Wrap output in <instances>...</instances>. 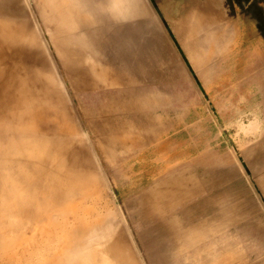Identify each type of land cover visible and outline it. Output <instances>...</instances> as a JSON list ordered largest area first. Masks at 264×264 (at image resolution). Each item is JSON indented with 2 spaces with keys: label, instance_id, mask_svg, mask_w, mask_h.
I'll use <instances>...</instances> for the list:
<instances>
[{
  "label": "bare ground",
  "instance_id": "6f19581e",
  "mask_svg": "<svg viewBox=\"0 0 264 264\" xmlns=\"http://www.w3.org/2000/svg\"><path fill=\"white\" fill-rule=\"evenodd\" d=\"M138 1L0 0V264H144L140 245L145 247L144 254L151 263L157 264L162 253H169L164 246L162 249L160 241L176 233L180 225L175 219L179 213L175 205L179 195L186 191L179 188L182 182L174 180L166 186L154 183L141 193L133 190L131 202L143 215L139 220L151 213L163 216L146 227L142 222L138 226L139 240H134L119 206H115L114 190L106 182L88 146L87 135L94 134L109 159L113 147L126 144L122 137L128 129L132 140L141 138L147 145L136 151L138 160L155 159L153 164L127 165V174L136 169L141 176L148 177L169 168L159 160L191 152L193 200L191 220L186 221V227L198 235L205 233L207 251L214 258L210 264L217 261L255 264L249 260V254L239 252L242 241L239 228L245 217L252 234L264 241V130L257 133L261 139L253 144L256 154L252 160L253 172L247 173L255 202L248 196V201L242 203L240 191L238 197L241 198L229 202L226 198L231 192L225 193V198L218 179L224 176L228 181H239L244 173L238 164L228 156L203 150L208 144L206 139L191 144L188 141V149H176L171 132L178 123L169 116L173 108H162L155 95L134 84L131 73L122 78L117 68L97 66L94 60H88L89 53L80 41L88 47L94 44L95 37L88 30L93 25L94 28L99 26L107 33L109 42L118 43L122 39L115 37L113 19H118V13L124 16L130 9L140 14L143 7ZM189 2L191 14L193 2ZM145 3L149 8L147 1ZM200 5L204 13L209 14L197 18V23L221 24L209 10L211 2L205 0ZM29 9L35 14L34 18L28 17ZM39 18L45 24L50 46L55 47L60 73L51 50L47 47L45 51L35 26L40 23ZM221 25L219 36L211 33L210 39L227 40L228 25ZM79 27L84 28L80 29L84 34L78 35ZM247 39L257 45L249 50L251 52L241 49L239 44L231 49L232 54L241 52L234 69L237 78L249 70L258 69V72L243 78L244 81L239 79L235 93L240 94L247 86H256L264 116V53L260 47L264 43V26L255 25ZM252 59L258 62L251 63L250 67ZM98 86H118L119 94L109 95L99 109L94 106L87 110L79 102L77 107L83 109V115L73 104L70 91ZM234 99L231 97L228 101ZM117 107L129 114L124 128L116 125ZM136 124L140 131L133 130ZM201 169L207 174L205 188H201L198 176ZM172 184L177 187L170 188ZM201 189L204 194L198 197ZM232 228H236V232ZM216 247L220 256L213 254ZM8 255L12 261H6Z\"/></svg>",
  "mask_w": 264,
  "mask_h": 264
},
{
  "label": "rangeland",
  "instance_id": "374dc122",
  "mask_svg": "<svg viewBox=\"0 0 264 264\" xmlns=\"http://www.w3.org/2000/svg\"><path fill=\"white\" fill-rule=\"evenodd\" d=\"M145 1H147L149 8L145 7ZM145 1H138L143 7L140 14L137 15L130 9L124 16L118 13V19H113L115 37L120 36L122 39L118 43L109 42L105 30L99 26L94 28L93 25L88 31L90 35L93 34L92 36L95 37L94 44L88 47L80 40L89 53V58L86 57L88 60H94L97 66L107 67L111 65L117 68L122 78L131 73L134 76V84L144 87L152 96L155 95L161 102L162 108H173L169 116L178 123L176 129L172 131V134L177 138L190 140L191 143L197 142L198 139H206L208 144L202 148L203 150H213V152L221 156H228L231 161L236 162L242 169H240L241 173H244H242L241 179L237 182L228 181L221 175L222 177L218 179V182L222 183L219 189L225 198L229 197L226 198L229 202H234L241 197L243 198L240 199L242 203L245 200L248 201L249 197H253L248 180V174L253 172L252 160L256 155L253 144L261 139L257 135L264 130V120H262L264 116L260 103L261 96L256 86H247L240 94L235 93L236 88H234L239 79L244 81L243 78L251 73H257L258 69L249 70L243 77L237 78L234 63L240 57L241 52L232 54L230 51L239 44L241 49L251 52L249 50L257 45L255 41L252 42L247 39V35L252 32L255 25L264 26V0H238V3L234 0H208L212 4L209 10L214 17H217L224 26L227 27L228 25L229 36L224 41L208 37L211 33H217L219 36L223 25H219V23L218 25H208L196 21L197 18L209 14L204 13L205 9L200 5L205 0ZM188 1H190L189 3L193 2L191 14H189L191 11L187 5ZM114 3L117 5L116 2ZM196 11L197 13H195ZM29 12L28 17L32 18L33 16L34 18L35 14L32 10L29 9ZM36 15L41 17L38 13ZM39 24V26L36 24L35 26H37L40 37L45 44L44 49L46 51L48 47L51 50L53 62L58 73H60V63L55 55V47L50 46L43 21L40 20ZM80 29L84 28H77L78 35L84 34V30ZM226 41L227 43H225ZM260 45L264 53V43ZM75 49L76 47L73 48V50ZM249 62L251 67L258 60L252 59ZM62 72L65 73L63 69ZM226 79L228 81L225 84ZM118 88V86L109 88L98 86L92 89L84 87L81 91L71 90L70 98L76 107L79 102H82L87 110H90V107L94 108V106L99 109L108 101L109 95H116ZM231 97L235 99L229 102L228 99ZM78 109L84 115L83 109ZM256 121L260 122L257 123ZM87 137H89L90 152L97 160L101 172L105 174L106 182L110 183L109 186L114 190L112 198L114 199L115 196L117 205L113 204L119 206L126 220L125 225L130 229L133 239L139 240L138 226L143 222L146 227L155 220L163 218V216L160 213H151L139 220L143 215L138 213L137 208H135L136 204H132V193L133 190H136L137 193L148 190L150 184L154 183L159 174H149L148 177H143L136 169L127 174L129 169L124 161L127 160L128 165H130L132 162H137L136 158L130 155L129 159H124L122 156H112L108 159L105 157V152L97 142L95 135H87ZM144 160L146 161L148 158ZM124 174L126 175L124 176ZM198 176L203 185L201 188H205L208 183L206 181L207 174L201 169ZM258 189L261 192L259 186ZM201 190L198 197L204 194V189ZM238 191L243 196L238 197ZM225 193L226 195L230 193L231 196H225ZM192 195L184 200H177L175 207L179 213L175 219L180 221V225L177 227L176 233L164 236L160 241L162 249L165 247L164 250L169 253L164 255L162 253L157 264H210L214 259L211 256L212 253L207 251L208 238L203 235L205 233L198 235L191 232L190 227H186L188 223L186 221L191 220V206L185 207L183 212L182 204H191ZM253 201L255 202L254 199ZM244 218L242 217L239 228L242 230L239 252L249 254L248 257L250 256L249 260L252 263L264 264V241L260 236L252 234L246 218ZM232 231L236 232V228H232ZM187 233H190L188 238ZM262 237L264 239V236ZM258 247L263 250H259ZM218 249L216 247L213 250L215 256L221 255ZM139 251L142 252L145 259L144 264H153L144 254L145 247L143 245L139 246ZM5 259L8 262L12 261L10 255L6 256ZM215 264L224 263L217 261ZM232 264H237V262L234 261Z\"/></svg>",
  "mask_w": 264,
  "mask_h": 264
},
{
  "label": "crops",
  "instance_id": "0c3cea01",
  "mask_svg": "<svg viewBox=\"0 0 264 264\" xmlns=\"http://www.w3.org/2000/svg\"><path fill=\"white\" fill-rule=\"evenodd\" d=\"M235 2H237L238 0H234ZM238 3V2H237ZM134 81V80H133ZM116 95L119 94L118 90L116 91ZM161 103V102H160ZM103 105V104H101ZM100 108V107H99ZM116 125H119V127L124 128V126L126 125L124 123V121L129 118V114L125 111H122V109L120 107L116 108ZM126 115V117H125ZM119 130H123V129H119ZM134 131H140V127L138 124H136L135 129H133ZM124 132V130H123ZM122 132V133H123ZM172 133V132H171ZM132 136L130 133V130H125V133L123 134V137L126 141L125 145H119L117 144L114 148L113 152H109L108 157L110 159V157L112 156H122L124 159H129V156L131 155L133 158L137 159V162H132L131 164H153L154 162V157L153 158H148V160H144V161H140L138 160L137 153L136 151L138 149L141 148H145L147 147V145L144 143V140L141 138H136V140H132ZM172 138L173 141L175 142L174 146L176 149H188L189 146H187V142L189 141L191 144L190 140H180L179 138H177L174 134H172ZM165 153V152H164ZM147 158V157H145ZM144 158V159H145ZM153 159V160H152ZM169 160H171V162H168ZM127 161V160H125ZM125 163V165L127 166L128 164ZM158 162L162 163V164H167L169 165V168L167 169H162L159 172H157V174H159V176L157 177V179L154 181V183H162L165 186L169 183V182H173L174 180H179L178 182H182V184L180 185L179 188H182L186 191H190V193L187 194L183 192V195L180 194L178 200H184L185 198H189L191 196V179H192V174H191V152L187 151V153H185L184 155H180V156H176L174 158H168V159H163V160H159ZM110 163V162H109ZM186 163V164H184ZM153 183V184H154ZM153 184L151 183L150 187L153 186ZM170 188H176L177 186L175 184H172L171 186L169 185ZM183 203V202H182ZM191 204L186 205V204H182V211L184 212L185 207H190Z\"/></svg>",
  "mask_w": 264,
  "mask_h": 264
}]
</instances>
